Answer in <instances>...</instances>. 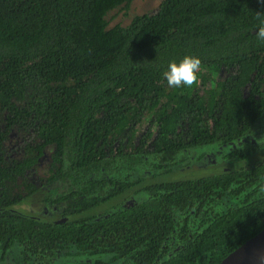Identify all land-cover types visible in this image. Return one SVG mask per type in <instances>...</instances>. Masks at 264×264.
Wrapping results in <instances>:
<instances>
[{
	"label": "trees",
	"instance_id": "16d2710c",
	"mask_svg": "<svg viewBox=\"0 0 264 264\" xmlns=\"http://www.w3.org/2000/svg\"><path fill=\"white\" fill-rule=\"evenodd\" d=\"M131 1L0 0L12 264H216L264 228V0H160L109 27ZM186 55L197 83L169 88ZM210 154L216 172L178 176Z\"/></svg>",
	"mask_w": 264,
	"mask_h": 264
},
{
	"label": "rangeland",
	"instance_id": "374dc122",
	"mask_svg": "<svg viewBox=\"0 0 264 264\" xmlns=\"http://www.w3.org/2000/svg\"><path fill=\"white\" fill-rule=\"evenodd\" d=\"M159 1L160 0H132L129 4L128 11L125 13V16H122L120 12H115L117 9H113L106 14L105 20L108 19L107 21L109 27L115 24H119L121 27H125L128 25V23L134 16H138L141 14L150 13L154 11ZM230 67L232 68V66ZM229 68L221 69V73L228 72L229 70L227 69ZM26 140H28V137H25L24 140L23 139L20 140V138L17 137V141L20 142L19 144H21ZM9 145L12 147L13 143L9 142ZM199 151H205V148H201L199 149ZM218 162H219L218 156L216 157L211 154L209 157L202 156L200 160L196 161V163L191 164L188 168L182 170V172L184 171L185 173L178 172V176L181 174H184L186 177L196 176L199 174L202 175L212 174L216 172ZM47 163H48V159L45 153L39 160L38 163L39 167H37V170L39 169V171L42 172V170H44V168L46 167ZM22 209L27 210L28 208L27 206H23ZM8 262H9L8 264H12L11 260H9Z\"/></svg>",
	"mask_w": 264,
	"mask_h": 264
},
{
	"label": "clouds",
	"instance_id": "9594fccd",
	"mask_svg": "<svg viewBox=\"0 0 264 264\" xmlns=\"http://www.w3.org/2000/svg\"><path fill=\"white\" fill-rule=\"evenodd\" d=\"M259 25L255 30V38L264 43V13H256ZM201 69V61L195 56H184L179 63L170 62L163 78L169 88L192 87L197 83V74ZM252 264H264V251L256 252L252 257Z\"/></svg>",
	"mask_w": 264,
	"mask_h": 264
},
{
	"label": "water",
	"instance_id": "95a60500",
	"mask_svg": "<svg viewBox=\"0 0 264 264\" xmlns=\"http://www.w3.org/2000/svg\"><path fill=\"white\" fill-rule=\"evenodd\" d=\"M258 251H264V228L245 240L216 264H252V257Z\"/></svg>",
	"mask_w": 264,
	"mask_h": 264
},
{
	"label": "flooded vegetation",
	"instance_id": "af4514ba",
	"mask_svg": "<svg viewBox=\"0 0 264 264\" xmlns=\"http://www.w3.org/2000/svg\"><path fill=\"white\" fill-rule=\"evenodd\" d=\"M48 161H49V160H48ZM45 169H46V167L44 168V170H45ZM44 170H43V171H44ZM36 185H37V183H36ZM23 206H26V205H23V204H22V205L20 206V208H22ZM8 261H9V259H8V256H7V255H5V256H3V257L0 258V263L8 264V263H9Z\"/></svg>",
	"mask_w": 264,
	"mask_h": 264
}]
</instances>
